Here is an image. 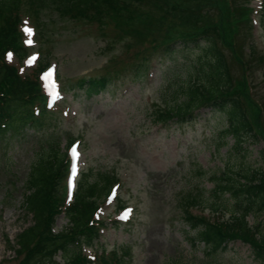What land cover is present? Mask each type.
Segmentation results:
<instances>
[{
    "label": "rangeland",
    "instance_id": "obj_1",
    "mask_svg": "<svg viewBox=\"0 0 264 264\" xmlns=\"http://www.w3.org/2000/svg\"><path fill=\"white\" fill-rule=\"evenodd\" d=\"M234 3L256 12L262 6V0ZM21 12L22 42L29 47L30 56L22 62L13 57L10 63L27 75L40 61H48L50 69L55 67L59 96L52 100L42 79L53 112L46 125L37 132L30 130L0 140V264H19L17 237L33 223L22 208L32 164L52 147L63 155L72 140L78 156L69 150L71 178L79 184L83 175H89L91 182L101 174L114 175L119 183L114 200L101 199L98 219L107 226L97 245L84 249L88 257L93 258L103 248L118 249L126 264H259L251 247L241 241L208 253L184 218L188 197L201 194L211 203L216 199L212 192L217 184L241 180V175L252 170H264V139L233 149V139L221 132L225 118L210 109L183 125L156 121L154 111L164 110L166 102L172 104L173 91L193 80L197 52L179 47L172 55L155 53L151 41L162 31L146 23L131 22L124 32L122 26L109 20L63 18L51 4L39 12L37 8L27 12L25 7ZM256 12L252 15L256 56H251L248 48L243 56L249 60L247 70H251L245 74L251 101L248 115L255 123L259 113V129L264 130V63L257 62L264 56V17L263 12ZM25 27L33 30L32 45L27 44ZM130 29H135L136 35L143 33L142 38L148 41L126 35ZM223 51L234 79L242 80V69L230 50ZM32 56L37 60L30 66L27 62ZM100 78H106L108 84L101 92L91 86V81ZM220 197L232 199L229 194ZM120 200L125 211L118 208ZM195 207H188V211L229 218L228 214L217 217L210 208ZM263 218L251 215L247 220L253 226ZM68 226L67 217L62 215L55 232ZM56 260L63 263L64 258L60 254Z\"/></svg>",
    "mask_w": 264,
    "mask_h": 264
},
{
    "label": "trees",
    "instance_id": "obj_2",
    "mask_svg": "<svg viewBox=\"0 0 264 264\" xmlns=\"http://www.w3.org/2000/svg\"><path fill=\"white\" fill-rule=\"evenodd\" d=\"M49 4L63 18L109 20L122 26L124 32L131 22L156 26L162 32L151 41L155 53L172 55L179 47L197 52L193 80L173 91L172 104L166 102L164 110L154 111L158 124L183 125L196 120L202 110L210 109L225 118L221 132L233 139V149H242L247 141L264 139L257 119L259 113L253 123L247 110L251 101L245 74L251 70H247L249 60L243 56V50L248 48L249 54L256 56L257 49L252 35L254 10L245 4L237 5L234 0H0V140L25 135L30 130L40 131L53 113L47 108L41 87V74L48 61H40L31 74L21 75L6 58L13 53L23 61L29 54L20 29L22 8L27 12L37 8L39 12ZM262 12L264 17V7ZM135 32L130 29L125 34L139 38L144 35ZM223 48L230 50L242 69V80L234 79ZM257 62L263 64L264 56ZM91 82L99 92L108 85L106 78ZM69 162L67 153L62 155L52 147L49 154L31 166L24 184L22 208L32 216L33 223L17 237L15 252L19 264H126L118 249L102 248L93 258L84 253V249H93L101 240L107 226L98 219L101 199L109 197L118 178L101 174L91 182L89 175H83L73 199L67 201L65 180ZM241 178L217 184L212 192L216 199L211 203L201 194L185 199L184 218L196 232V241L205 244L208 253H217L231 242L241 241L251 247L259 264H264V221L252 226L247 220L251 215L264 217V170H252ZM220 194H229L232 202L221 199ZM118 204L119 209L125 206L122 200ZM195 206L210 208L217 217L228 214L229 218L215 219L188 211V207ZM63 214L69 226L57 233L55 224ZM60 254L63 263L56 260Z\"/></svg>",
    "mask_w": 264,
    "mask_h": 264
},
{
    "label": "snow or ice",
    "instance_id": "obj_3",
    "mask_svg": "<svg viewBox=\"0 0 264 264\" xmlns=\"http://www.w3.org/2000/svg\"><path fill=\"white\" fill-rule=\"evenodd\" d=\"M24 33L25 35L28 37V40H27V44L28 45H32L33 44V40L31 39V37L33 36V30L29 27H25L24 28ZM7 59L9 61H12L13 59V55L11 53H8L7 55ZM37 60V57L36 56H32L29 60H28V65H33ZM54 76H55V67L53 66V68H51L49 71H47V73H45L43 76H42V79L43 81L46 82L47 86H48V91L52 93V100H56L59 96V93L55 91L56 89V84H55V81H54ZM70 152L74 155V156H78V153H77V149L75 147H72L70 149ZM73 175H75V172H73Z\"/></svg>",
    "mask_w": 264,
    "mask_h": 264
},
{
    "label": "clouds",
    "instance_id": "obj_4",
    "mask_svg": "<svg viewBox=\"0 0 264 264\" xmlns=\"http://www.w3.org/2000/svg\"><path fill=\"white\" fill-rule=\"evenodd\" d=\"M12 55H14L13 53H11ZM8 55V54H7ZM7 58V57H6Z\"/></svg>",
    "mask_w": 264,
    "mask_h": 264
}]
</instances>
